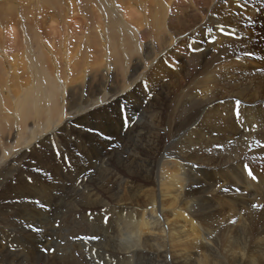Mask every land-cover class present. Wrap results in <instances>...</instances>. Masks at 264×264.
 <instances>
[{
	"label": "bare ground",
	"instance_id": "1",
	"mask_svg": "<svg viewBox=\"0 0 264 264\" xmlns=\"http://www.w3.org/2000/svg\"><path fill=\"white\" fill-rule=\"evenodd\" d=\"M4 1L0 0L3 70L6 59L12 63L10 51L16 49L19 27L20 31L27 30L25 37L35 34L41 38L47 26H55L64 31L60 38L69 45L86 28L80 34L91 53L88 87L70 86L69 106L84 91L87 100L102 96L106 89L110 94L119 93L114 104L104 101L111 108L135 97L137 89L147 93L146 100L158 87L159 92L143 105L139 121L130 122L127 128L115 115L117 126L111 124L114 131L98 130L91 123L74 129L72 135L84 141L79 150L75 149L78 168L73 171L84 173L86 184L80 186L85 196L76 189L65 194L62 168L43 160L51 151L48 144L54 136L50 130L55 128L66 143L60 124L64 97L58 92L52 71L57 62L54 54L59 55L64 47L59 39L57 47L46 44L47 49L39 41L38 47L32 45L23 51L30 65L29 70L22 67L39 72L46 87L39 91V97L29 88H35L34 81L27 90L32 95L15 87L18 94L11 104L19 117L17 126L0 115V164L4 166L0 167V264H86L83 257H78L80 252H74V234L53 233L54 222L48 213L57 205L67 214L71 205H61L62 197L74 198L75 194L80 201L70 211L82 223L79 236L98 237L88 249L94 251L95 259H109V264H264V170L258 167H264V0ZM49 10L54 12L48 16ZM135 18L150 22L157 43L150 58H145L148 70L142 68L138 80L149 83L153 79L157 87H135L133 82L132 87H113L128 80L118 73L123 59L128 57L121 54L120 45L125 43L129 48V44L137 45L133 44L135 38L144 39L143 27ZM221 25L226 31L234 30L233 34L225 35ZM102 43L109 46L103 48ZM163 46L164 52L155 51ZM190 46L202 50L188 55ZM49 53L54 58L51 67L45 59ZM105 54L110 63L100 65ZM169 57L178 58L182 69L178 76L168 64ZM111 67L115 70L108 75ZM19 70L14 68L10 77H27V72ZM76 71L77 66L72 71L74 77ZM160 75L170 78L166 85L156 80ZM132 77L133 74L129 78ZM181 78L189 82L173 94ZM195 90L200 96L193 94ZM170 94L173 97L165 107V95L167 100ZM98 108L92 112L105 110L97 111ZM33 112L35 117L29 121ZM29 122L33 130L27 133ZM97 132L117 137V142L121 136L126 140L124 149L107 154V166L99 170L90 164L92 157L102 162L96 153L117 143L111 139L110 143L97 141ZM88 171L91 172L86 175ZM89 213L95 216L92 222ZM105 216L111 219L107 227L94 225ZM69 225L73 227V222ZM68 226L61 222L59 230Z\"/></svg>",
	"mask_w": 264,
	"mask_h": 264
},
{
	"label": "rangeland",
	"instance_id": "2",
	"mask_svg": "<svg viewBox=\"0 0 264 264\" xmlns=\"http://www.w3.org/2000/svg\"><path fill=\"white\" fill-rule=\"evenodd\" d=\"M4 1V0H3ZM196 1V0H195ZM6 2V0L4 1V3ZM197 2V1H196ZM179 3H181L182 5V1H180ZM181 10V9H180ZM182 11V10H181ZM47 12V11H46ZM53 10H49L48 11V16L53 14ZM136 17V16H135ZM79 17L77 16V24H79ZM137 19V18H135ZM145 20V21H144ZM83 21V20H82ZM138 22L141 23V28L145 27L144 29L142 28V33L141 34H144L143 36V40L139 39V38H135V43H137V45H130L129 44V48L128 46L126 47L125 43H122L120 45V48L123 50V52L121 54H127L126 56H128L127 58L123 59V64L120 68L118 69V73H121L120 75H124V76H127L126 78H128V80H125L124 84L122 85L121 83H118V86H114L113 87H132V82L134 83L135 87L139 86V87H157V84L155 82V80L153 79H149V83H147L145 80L141 81L142 80L141 78H139L138 80V76L139 75H142V71H140L142 68H144V70H148L149 67H145L146 66V61H145V58L149 57V53L152 54V47L157 45L156 41H155V38H154V35L153 33L151 32V27H150V22L149 21H146V19L144 18L142 21L137 19ZM82 24L81 25H86V24H83V22H81ZM22 27H19V32H20V39L18 38L17 40V43H16V49L15 51H10V56H14L13 57V60H12V63H10V60L8 61L6 59V62H4V70L3 68L1 67L2 66V61L4 60L3 59V56L0 54V67H1V71H0V115H2L3 117H7L9 118L10 120H12L14 123H15V126H17L18 122H19V117H18V114H16L15 112V105L11 104L13 103L17 96L18 93L17 90L15 89V87L17 88H21V92L24 94L26 92V95H32L30 93H28L27 90H30L29 88H31V92L33 93V91H35V95H37V97H39V91H42L44 87H46V85L44 84L45 80L43 78V76H41V74H39V72H34L32 73V71H25V69H28V66L27 65H30L29 64V57L27 56H24V53L23 51L24 50H28L30 47H32V45L34 47H38L39 46V41L40 43H44L45 46L48 48V46L46 44H49L50 47L53 46V47H57L58 44H59V39L61 40L62 42V46L64 47V50H62V52L57 55L56 53L54 54V56L56 57L57 56V62L56 65H55V68L53 69L52 68V71H53V80H54V83L56 85V87H58V92L61 94H63L62 97H64V101H63V105H62V110H61V118L63 116V118L59 121L61 126H62V131L64 132L63 133V136H65V140H66V143L62 141V139L60 138V136L58 135V133H56L57 131H55V128L52 129L53 131L50 130V132H53V136L54 137H51V141L50 143L48 144L49 147H50V154L49 156H47L48 158L44 159L45 160V164H48L50 166H58L61 169V172H63V176H65V180L62 179L63 181V190H64V193L65 194H72L73 191H79L81 192L84 196H85V193L84 191L82 190V187L80 186V184H82L84 186L85 183V178L82 176L84 173L82 171H79L77 170V172H74L76 168H78V163H77V159H78V152H75V149L76 150H79L81 148V146L84 145V141L82 139H78L76 137V135L74 134V136L72 135L74 133V129H79L81 128L82 126H86L87 124L91 123L93 125H96L98 127V130L100 129H103L104 128H107L108 130L110 131H114L113 129L114 128H111V124L112 126L115 125V127L117 126V121L114 120L115 118V115L118 116V121H120V123H124L122 121L123 117H128V118H132L134 115L137 117L136 121H135V124L139 121L140 119V115L143 113V105H147L148 102L152 101V99L154 98L155 99V96L158 94V88L152 92V95L151 97L147 98L148 100H146V97H147V93H144L142 94L140 92V89H137L136 92H135V97L132 96L133 98L130 99L129 98V101L127 102V100L125 102H118L115 106H112L109 107L108 105H105L104 104V101L105 100H110L113 104L115 103V99L114 98H118V94H110L109 91L106 89L105 90V93L100 96V95H97L93 98H90L89 100H87V95L85 93V91L83 92V89L81 90L83 92L82 95H78L77 97L75 96L74 97V103L71 104L69 106V98H70V94L68 93H71V91H69V87L73 85V87H76L77 89H80L81 87H88L87 86V83H88V75H87V71L89 70V63H90V60H91V53H89V50L86 49V39L84 38V35L83 34H80L81 32H84L86 31V28H82V31L79 32V37L77 36V39H71L73 40L71 42V45H69L67 42H65L66 40H64L62 37L60 38V34H62L64 31L60 29V30H56L55 26H54V29H48V26H47V29H46V32L41 34V38H39L37 35L35 34H31L29 37H25L24 35V32H27V30L25 31H20ZM146 29V30H145ZM18 30V29H17ZM144 30V31H143ZM58 32V33H57ZM151 33V35H150ZM69 33L66 32V35H68ZM141 34H139V36H141ZM45 35V36H44ZM59 35V36H57ZM154 39V40H153ZM191 40V39H190ZM188 40V42L190 41ZM145 41V42H144ZM193 40H191L189 43H192ZM22 42V43H21ZM32 42V43H31ZM65 42V43H64ZM154 43V44H153ZM7 44H9V41H7ZM15 44V42H14ZM13 44V46H14ZM19 44V45H18ZM110 44V43H109ZM24 45V46H23ZM103 45V48H105L104 46L107 45L109 46L108 44H105V43H102ZM139 45L141 47H139ZM19 48H18V47ZM133 46V47H132ZM26 47V48H25ZM151 49H150V48ZM126 48V49H125ZM137 51H136V50ZM163 51L164 50V46L161 47V48H156L155 51L158 52V51ZM87 50V51H85ZM149 50H151V52H148ZM127 51V52H126ZM188 52V55H195L193 51H191L190 49H187ZM15 52V53H13ZM147 52V54H146ZM164 52V51H163ZM66 53L67 55L69 56H66ZM138 53V54H137ZM14 54V55H13ZM62 54H65L62 56ZM150 54V55H151ZM159 54V53H158ZM146 55V56H145ZM18 56V57H17ZM22 56V57H21ZM86 56V57H85ZM133 56V57H132ZM152 56V55H151ZM48 60V63H49V67H51V65L53 64V54L49 53L47 56H46ZM136 57V58H135ZM144 57V58H143ZM247 57V56H246ZM92 58L93 55H92ZM107 54H105V58L104 56H102V59H100L99 61V64L102 65V64H108L110 63L108 61L107 63ZM132 58V59H131ZM190 58V56H189ZM68 59V60H67ZM169 59V60H168ZM249 59V58H247ZM173 60V61H172ZM178 58H175V59H172V58H167V61H168V64L170 63V68L173 69V73L175 76H178L179 73H181V68L179 67V63H178ZM56 61V60H55ZM25 62V63H24ZM93 62H94V59H93ZM2 63V64H1ZM23 63V64H22ZM84 63V64H83ZM24 64H26L24 66ZM87 64V65H86ZM83 65V66H82ZM25 68H23V67ZM27 66V67H26ZM77 66V73L75 74V77L73 76V70H74V67ZM20 68L19 72L21 71H25L27 72V77L25 76H22V79L21 77L19 78L18 74L16 76H14V74L12 75V78L10 77V75L12 74V72L14 73V68ZM134 68L135 70L131 71V68ZM136 67L138 70H136ZM103 68V67H102ZM80 69V70H79ZM112 69V67H111ZM29 70V69H28ZM49 70V69H48ZM56 70V71H55ZM64 70V71H63ZM66 70V72H65ZM115 70L112 69V70H109L108 71V75H110L111 72H113ZM124 70V71H123ZM63 71V72H62ZM85 73H84V72ZM102 71H104V69H102ZM199 71V69L197 70ZM58 72V73H57ZM80 72V73H79ZM83 72V73H81ZM133 72V73H132ZM137 72V73H136ZM65 73V75L63 74ZM67 73V75H66ZM79 73V74H78ZM161 73V71L159 72V74ZM165 73V72H164ZM60 75L59 76H57ZM133 74V77L132 78H129L131 75ZM178 74V75H177ZM63 75V77H62ZM83 75V76H82ZM85 75V76H84ZM104 75V73L102 72V76ZM68 78H67V77ZM87 76V77H86ZM173 76V75H170V77ZM74 79H72V78ZM106 77V76H105ZM163 77H166L164 75H160L158 78H156V80L158 81V83L162 86V85H166L168 82H169V79L170 78H163ZM14 78V79H13ZM120 78V77H119ZM163 78V79H162ZM13 79V80H12ZM84 79V80H83ZM182 79V78H181ZM179 80V84H178V87L177 88H173L172 89V92L173 94L175 92H177V90L180 89V87H184L185 84L187 85L189 80L187 81V79H182V80ZM10 80H12V82H10ZM33 81L35 82V88H32V87H29L31 85V83H33ZM63 81V82H62ZM181 81H183L184 83H182ZM26 82L25 86H24V83ZM66 82V83H65ZM136 82V83H135ZM80 83V84H79ZM181 83V84H180ZM14 84V85H13ZM29 84V85H28ZM70 84V85H69ZM85 85V86H83ZM27 86V87H26ZM67 86V87H65ZM29 87V88H28ZM43 87V88H42ZM63 87L67 88V89H64ZM106 87V85H105ZM27 88V89H25ZM152 88L150 90H152ZM62 90V91H61ZM68 92H67V91ZM38 93H37V92ZM118 91V89H117ZM158 91V92H157ZM63 92V93H62ZM66 92V93H65ZM172 92H170L172 94ZM33 93V94H34ZM37 93V94H36ZM85 94V95H84ZM108 94V95H107ZM170 94V95H171ZM194 95L197 94L198 96H200V92L195 90ZM65 95V96H64ZM67 95V96H66ZM80 96V97H79ZM143 97V98H142ZM173 95L169 96L168 95V98L166 100V95H165V100H164V104H165V107L167 105V101H170L172 99ZM79 98V99H77ZM84 98V99H83ZM81 99V100H80ZM99 99V100H98ZM143 99V100H142ZM68 100V101H67ZM98 100V101H97ZM114 100V101H113ZM80 103V104H79ZM82 104V106H81ZM86 104V105H85ZM96 104V106H95ZM103 104V105H102ZM112 104V105H113ZM85 105V106H84ZM94 105V106H93ZM98 105V106H97ZM129 105V106H128ZM79 106V108H77ZM34 107V106H33ZM64 107H65V110L66 112H64ZM70 107V108H69ZM91 107V108H90ZM99 107V108H98ZM133 107V108H132ZM94 108V109H93ZM98 108L97 111H99L100 109L102 110V108H105L104 111H102L101 113H97L96 111L95 112H92L94 110H96ZM107 108V109H106ZM83 109V110H81ZM111 109V110H110ZM124 109H126V111H124ZM136 109V110H135ZM141 109V111H140ZM72 110V111H71ZM74 110H76L74 112ZM79 110V111H78ZM34 111V110H32ZM63 111V112H62ZM68 111V112H67ZM70 111V112H69ZM85 111L87 113H85ZM91 111V112H90ZM111 111V112H110ZM107 112V114H106ZM15 113V114H14ZM69 113V114H68ZM81 113V114H80ZM13 114V115H12ZM71 114V115H70ZM80 114V115H79ZM35 113L33 112L32 113V116L31 118L29 119V121H32L33 118L35 117L34 116ZM67 117H66V116ZM70 116V117H69ZM92 116V117H91ZM100 116V117H99ZM108 116L110 117L108 119ZM65 118H68V121L65 120ZM70 118V119H69ZM76 120V121H75ZM114 120V122L112 121ZM64 121L65 124H64ZM70 121V122H69ZM84 121V122H83ZM116 122V123H115ZM131 122V121H130ZM68 124V125H67ZM101 124V125H100ZM131 124V123H130ZM133 124V123H132ZM56 125V124H54ZM72 125V126H70ZM29 127V128H28ZM28 127H27V133L29 131H32L33 130V126L31 124V122L28 123ZM101 127V128H100ZM9 129V128H8ZM70 131V133H69ZM109 131V132H110ZM120 133H123L121 132L120 130ZM31 134V133H30ZM41 134V132H40ZM43 134V133H42ZM56 134V135H55ZM96 136L99 138V140L97 141H100L102 142L100 139H103L104 141L110 143L111 141L114 143H117V144H112L111 147L109 148H106L105 150H102L100 149L98 153H96V155H99L103 160L102 162L100 161H97V158L94 156L92 157L91 161H90V164L94 166V168L96 170H99L100 167H106V162H107V154L112 152L113 150H119L121 148H125V139L124 137H120L119 138V142H117L116 140L118 139L117 137L115 138H112L111 140L108 139L109 137L108 136H102L101 132H97ZM110 136V135H109ZM76 137V138H75ZM59 138V139H58ZM117 138V139H116ZM53 139V140H52ZM57 139V140H56ZM78 139V140H77ZM110 140V142L108 141ZM123 140V141H122ZM80 142L82 144H80ZM65 143V144H64ZM67 144V145H66ZM90 144V143H89ZM87 146V148H89L91 146V144ZM52 145V147H51ZM55 145L56 147L53 148ZM58 145V146H57ZM66 145V146H64ZM78 147V148H77ZM104 147V146H103ZM117 147V148H116ZM57 148L59 149V152L61 153L60 156H57ZM64 148V149H63ZM53 149V150H52ZM70 151V152H69ZM72 151V152H71ZM67 152V153H66ZM53 153V154H51ZM69 154V155H68ZM76 154V155H75ZM103 156V157H102ZM54 157V158H53ZM64 157H67L68 160L70 159V165L68 163H66ZM77 157V158H76ZM107 157V158H105ZM56 158V159H55ZM61 159V160H60ZM73 159V160H72ZM51 161V162H50ZM57 162V163H56ZM1 163V161H0ZM53 163V164H52ZM61 163V164H60ZM65 164V165H64ZM89 164V166H90ZM63 166V167H62ZM0 167H4L2 164H0ZM87 168V165L85 166ZM97 167V168H96ZM259 168H262L264 170V167H261V166H258ZM64 169V170H63ZM67 170H70V173L69 175L67 174ZM74 170V171H73ZM91 171H88L86 172V175H89ZM82 173V174H81ZM102 177H104L105 175L101 174ZM73 177V178H72ZM74 179V180H73ZM81 180V181H80ZM73 181V182H72ZM69 182V183H68ZM59 183V182H58ZM71 185V186H70ZM65 188V189H64ZM68 191V193H67ZM75 194V193H74ZM82 195V196H83ZM75 197L73 198V195H70L69 197H62V200L64 202H61L60 204L63 205V204H66V205H71V207H69V212H67V214L65 212H62L61 211V206H55L54 210H49V214H51V218L52 221L54 222L53 224V233L57 234L58 231L59 232H68V231H71L73 234H74V238L76 237H83V236H79L78 235V231H79V227L82 226V223H80L79 221V218L77 217V215L75 214V212H71L70 209H73V207L75 208L76 204L80 201H78V197L76 196V194L74 195ZM81 197V196H79ZM67 202H70L69 204ZM74 203V204H73ZM57 208V209H56ZM78 211H80V207L77 208ZM89 211H87L86 213H88ZM62 213V214H61ZM72 213V214H71ZM80 213V212H79ZM69 214V215H68ZM91 218L89 219L90 222H92L95 218V216H90ZM108 217V216H107ZM105 218V217H104ZM104 218H101V222H93L94 225L99 223L101 225V227H107L108 223L111 222V219H109L108 217V221L107 223H105V219ZM62 219V220H61ZM92 219V220H91ZM59 221V223H58ZM70 221L73 222V227H71L70 225L68 226V224L70 223ZM63 222L66 226H68V229L67 228H63L65 230H59V227H57V224H59L60 226V223ZM89 222V223H90ZM96 226V225H95ZM110 226V224H109ZM112 226V225H111ZM56 229V230H55ZM113 229V228H112ZM114 230V229H113ZM55 231V232H54ZM72 240V239H71ZM76 245L75 246V249H74V252L75 254H80L78 255V257L80 256L81 259L83 257V260L86 264H106V263H110L111 260H99V259H95V253L94 251L92 252H89L90 248L92 247L91 245V241H88V242H85L83 240H75ZM73 244V243H72ZM78 245H80L81 247L79 248ZM79 248V249H78ZM82 248L84 249V251L82 250ZM89 249V250H88ZM69 250H71V247L68 249V252ZM79 251V252H78ZM82 251V252H81ZM89 252V253H88ZM82 253V254H81ZM84 253V254H83ZM91 253V254H90ZM89 254V255H88ZM85 257H84V256ZM92 258H91V257ZM87 257L89 258V260H87ZM94 257V258H93ZM95 260V261H94ZM98 260V261H97ZM91 262V263H90Z\"/></svg>",
	"mask_w": 264,
	"mask_h": 264
},
{
	"label": "snow or ice",
	"instance_id": "3",
	"mask_svg": "<svg viewBox=\"0 0 264 264\" xmlns=\"http://www.w3.org/2000/svg\"><path fill=\"white\" fill-rule=\"evenodd\" d=\"M225 2H227V0H225ZM245 2H247V0H245ZM241 8L243 7V4H241V5H239ZM220 30L222 31V32H224V34L225 35H232L233 34V31L234 30H225L224 29V26L223 25H221L220 26ZM213 43H215L214 41H213ZM190 50L191 51H193V52H199V51H201L202 49L201 48H191V46H190ZM246 55H252L251 53H246ZM239 104V102H237V105ZM124 111H126V109H124ZM136 119H137V117L134 115L132 118H128V117H123V121H124V126H125V128H127V127H129L130 126V121H131V123H135V121H136ZM89 131H95V130H92V129H90ZM108 139H112L111 137H109ZM54 146V148L56 147L55 145H53ZM57 156H60L61 155V153L59 152V149L57 148ZM64 159H65V161H66V163H68L69 165H70V160H68V158L67 157H64ZM247 167V166H246ZM38 171H42V170H38ZM248 174H249V176L253 179V180H255L256 179V176L253 174V172L251 171V170H248ZM29 179H31V178H29ZM46 207V206H45ZM89 216H92V214L91 213H89ZM107 220H108V217L107 216H105V223H107ZM232 223H235V221H232ZM30 228H32V227H34V226H29ZM57 227H59V224H57ZM75 240H83V241H85V242H88V241H95V240H98V237H76V238H74ZM45 251H48V250H45ZM52 251H55L54 249L52 250Z\"/></svg>",
	"mask_w": 264,
	"mask_h": 264
}]
</instances>
